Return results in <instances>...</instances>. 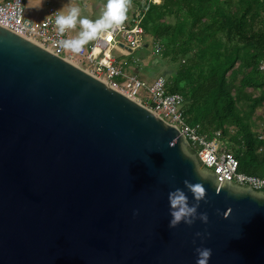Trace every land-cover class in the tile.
Here are the masks:
<instances>
[{"label":"water","instance_id":"1","mask_svg":"<svg viewBox=\"0 0 264 264\" xmlns=\"http://www.w3.org/2000/svg\"><path fill=\"white\" fill-rule=\"evenodd\" d=\"M218 176L176 126L0 25V264H196L201 244L264 264V191ZM185 179L209 219L170 228Z\"/></svg>","mask_w":264,"mask_h":264},{"label":"trees","instance_id":"2","mask_svg":"<svg viewBox=\"0 0 264 264\" xmlns=\"http://www.w3.org/2000/svg\"><path fill=\"white\" fill-rule=\"evenodd\" d=\"M158 1L131 0L128 13L142 14L145 35L162 46L158 55L176 63L166 87L182 95L185 122L207 137L219 131L238 170L264 176V113L256 119L264 102V0Z\"/></svg>","mask_w":264,"mask_h":264},{"label":"built area","instance_id":"3","mask_svg":"<svg viewBox=\"0 0 264 264\" xmlns=\"http://www.w3.org/2000/svg\"><path fill=\"white\" fill-rule=\"evenodd\" d=\"M57 9L49 7L42 20H33L24 16V0H0V25L19 34L46 50L60 56L96 77L106 81L115 89L140 102L161 118L176 126L186 137L189 147L196 150L201 165L218 176L219 182L249 186L254 190L264 191V176L250 175L238 170L239 161L235 155L218 142L221 133L216 131L212 137L200 134L197 126L185 122L180 111L183 97L180 93H170L166 87V79L159 75L152 81H146L137 74L129 73L122 66L113 50L120 55H131L148 47L144 28L141 24L142 14L136 11L127 13V20L121 29L112 35L107 33L99 40H94L87 48L75 53L60 46L61 39L54 24ZM69 36V30L64 34ZM161 44L153 41L151 52L160 54ZM85 60L87 67L80 65ZM137 59H135L136 61ZM264 72V61L260 64ZM144 89L145 93L139 91Z\"/></svg>","mask_w":264,"mask_h":264},{"label":"clouds","instance_id":"4","mask_svg":"<svg viewBox=\"0 0 264 264\" xmlns=\"http://www.w3.org/2000/svg\"><path fill=\"white\" fill-rule=\"evenodd\" d=\"M130 3L131 0H105L101 14L95 19L82 16L81 8L75 5L69 6L66 12L62 8L57 10L58 14L55 16L54 24L61 37L60 46L79 53L90 41L99 40L105 33L112 35L121 29L127 20ZM78 24L81 27L75 35L64 36L67 30L75 29ZM197 172L202 177L206 176V173L199 167H197ZM183 184L184 187H175L167 194L170 228H175L181 222L192 225L197 219L207 223L209 219L206 211H198L201 201L206 199V189L203 184L201 182L192 183L187 179L183 181ZM252 195L264 198V193H252ZM195 235L203 240L210 233L196 232ZM195 252L196 264H209L212 255L210 247L201 244L195 248Z\"/></svg>","mask_w":264,"mask_h":264},{"label":"rangeland","instance_id":"5","mask_svg":"<svg viewBox=\"0 0 264 264\" xmlns=\"http://www.w3.org/2000/svg\"><path fill=\"white\" fill-rule=\"evenodd\" d=\"M152 1L159 2L158 0ZM104 4L105 2H103V0H24V16L39 21L45 16L49 7H54L57 10L62 8V10L66 12L69 6L75 5L81 8L82 16H88L89 18L95 19L101 14ZM130 7L131 9L136 8L132 4ZM80 27L81 26L78 24L75 29H69V36L75 35L80 30ZM146 40L149 42L147 47L148 50L141 49L129 56H120L119 52L113 50V55L120 57L119 60L122 62V66L125 67L129 73L137 74L141 79L152 81L155 77L161 75L167 80V74L176 67V63L170 61L168 58H162L160 55H153L150 50L152 44L150 36H146ZM93 41L86 44L85 48L92 44ZM126 58H131L130 65L132 68L127 67L129 63L124 64ZM80 59V65L82 67H87L85 60L83 58ZM135 59L137 60L135 61ZM229 73L232 74L230 85L233 88L239 82L241 71L240 68L237 67ZM139 91L145 93L142 88H139ZM263 113L264 102L260 104V107L256 112V119L261 120ZM218 140L220 145H226V143L220 138Z\"/></svg>","mask_w":264,"mask_h":264},{"label":"crops","instance_id":"6","mask_svg":"<svg viewBox=\"0 0 264 264\" xmlns=\"http://www.w3.org/2000/svg\"><path fill=\"white\" fill-rule=\"evenodd\" d=\"M103 2H105V0H103ZM45 15H46V14H45ZM44 17H45V16H44ZM44 17H43V18H44ZM43 18H42V19H43ZM42 19H41V20H42ZM120 56H129V55H120ZM119 58H120V57H118V59H119ZM119 61H120V60H119ZM120 62H121V61H120ZM126 63H129L128 66H127L128 68H132V66L130 65V63H131V58H126V59L124 60V64H126ZM121 64H122V62H121Z\"/></svg>","mask_w":264,"mask_h":264}]
</instances>
